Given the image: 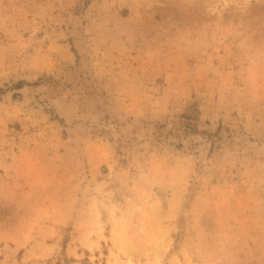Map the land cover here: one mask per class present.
I'll list each match as a JSON object with an SVG mask.
<instances>
[{
	"label": "rangeland",
	"instance_id": "rangeland-1",
	"mask_svg": "<svg viewBox=\"0 0 264 264\" xmlns=\"http://www.w3.org/2000/svg\"><path fill=\"white\" fill-rule=\"evenodd\" d=\"M0 264H264V0H0Z\"/></svg>",
	"mask_w": 264,
	"mask_h": 264
},
{
	"label": "trees",
	"instance_id": "trees-1",
	"mask_svg": "<svg viewBox=\"0 0 264 264\" xmlns=\"http://www.w3.org/2000/svg\"><path fill=\"white\" fill-rule=\"evenodd\" d=\"M163 125H164V124L157 125V128H156V129H157V131H156L157 133H158V132H161V130L164 129V126H163ZM185 127L187 128V124H186Z\"/></svg>",
	"mask_w": 264,
	"mask_h": 264
}]
</instances>
